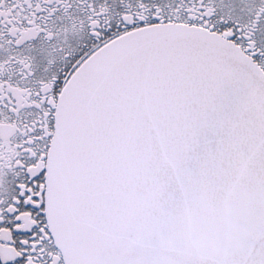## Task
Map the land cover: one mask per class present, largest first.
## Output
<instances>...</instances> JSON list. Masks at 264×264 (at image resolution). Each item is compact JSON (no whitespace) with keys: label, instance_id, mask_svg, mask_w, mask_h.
I'll return each instance as SVG.
<instances>
[{"label":"snow or ice","instance_id":"1","mask_svg":"<svg viewBox=\"0 0 264 264\" xmlns=\"http://www.w3.org/2000/svg\"><path fill=\"white\" fill-rule=\"evenodd\" d=\"M0 264H264V0H0Z\"/></svg>","mask_w":264,"mask_h":264}]
</instances>
